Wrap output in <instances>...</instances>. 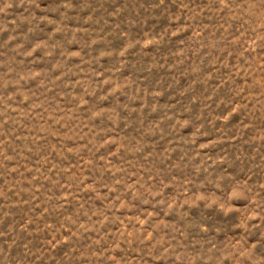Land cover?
<instances>
[{
  "label": "rangeland",
  "instance_id": "1",
  "mask_svg": "<svg viewBox=\"0 0 264 264\" xmlns=\"http://www.w3.org/2000/svg\"><path fill=\"white\" fill-rule=\"evenodd\" d=\"M0 264H264V0H0Z\"/></svg>",
  "mask_w": 264,
  "mask_h": 264
}]
</instances>
